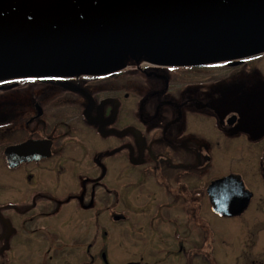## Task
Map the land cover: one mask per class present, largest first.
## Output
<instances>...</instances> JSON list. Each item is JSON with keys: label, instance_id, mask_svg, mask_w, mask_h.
Here are the masks:
<instances>
[{"label": "flooded vegetation", "instance_id": "flooded-vegetation-1", "mask_svg": "<svg viewBox=\"0 0 264 264\" xmlns=\"http://www.w3.org/2000/svg\"><path fill=\"white\" fill-rule=\"evenodd\" d=\"M11 147L16 158L10 162ZM249 192L239 215L213 208L220 204L228 211ZM260 209L264 51L183 68L137 58L104 76L0 82L5 264H28L26 258L59 256L67 248L84 251L93 263L99 247L110 264L107 254L116 250L117 239L128 244L127 254L141 255L127 264H143L145 255L156 259L151 264H165L170 255L185 256L187 264H197V256L214 264V255L236 247L227 236L218 237L212 217L232 221L241 241L252 211ZM70 219L76 222L68 227ZM252 220L246 246L233 251L245 261L264 249L256 232L264 221ZM122 224L126 230L117 238ZM85 237L91 239L86 249ZM136 240L141 244L135 246Z\"/></svg>", "mask_w": 264, "mask_h": 264}, {"label": "water", "instance_id": "water-1", "mask_svg": "<svg viewBox=\"0 0 264 264\" xmlns=\"http://www.w3.org/2000/svg\"><path fill=\"white\" fill-rule=\"evenodd\" d=\"M263 51L264 0H0V81L109 75L137 58L192 66ZM15 151L7 150L10 162ZM251 195L228 211L213 208L239 215Z\"/></svg>", "mask_w": 264, "mask_h": 264}, {"label": "rangeland", "instance_id": "rangeland-1", "mask_svg": "<svg viewBox=\"0 0 264 264\" xmlns=\"http://www.w3.org/2000/svg\"><path fill=\"white\" fill-rule=\"evenodd\" d=\"M263 215V216H262ZM79 216H81L80 214H77L75 216V218H78ZM259 217V219L261 218L262 221H264V210H259V211H256L253 213H251L250 217L248 218L249 222L247 223V229L243 230V233H242V240L239 241V238L241 236L240 234V231L233 228L235 227V225L233 224L232 221H229V222H226L224 220H221L219 218H214L212 217V225L215 227V226H218V229L220 232H218V237H220V235H224V236H227L229 240H231L230 242V246H233V247H236V248H225V255H214V264H250V258L252 260H256L257 264L261 263L264 261V249L263 248H260L262 250V253L260 251V254L258 253V251L254 254H251L248 255L245 259H248L247 263L246 261L243 259V255H240L239 253L237 254H233V251H237L238 249L240 248H243L245 247V242H246V237H247V232L249 231V228H251V230L253 229V226H254V220H252V217ZM73 222H76V220H73V219H70L68 222H67V226L69 227L71 224H73ZM259 224V223H258ZM261 225V228L260 230H256L257 232V237L260 238V240L262 238H264V222H261L260 223ZM118 227V226H117ZM116 227V228H117ZM69 230V234H73L71 233V230L68 228ZM103 227L101 228L100 230V237L103 236ZM126 230V227H125V224H122L121 226H119L117 228V233L119 235H117V238L118 236H121V234H123ZM140 228H137L134 229V232L137 233L136 236L139 235V231ZM222 230V231H221ZM253 231H250V233H252ZM254 233V232H253ZM68 234V235H69ZM116 238V239H117ZM102 239V237L100 238ZM90 237H85L84 241H85V245L84 246V249H86V245H88L89 241H90ZM136 243H134L135 246H138L139 244L141 243H138V240L135 241ZM122 242L119 241V239H117L116 241V250L113 249L112 251H110V253L107 254V257L108 259L110 260V264H127L129 263L130 261H138V257H141V255H129L127 254V247H128V244L125 243V241H123V243L121 244ZM236 245V246H235ZM238 246V247H237ZM258 247V246H256ZM100 249V253L97 257V259H95V261L93 263L90 262V258L89 256H86L88 254H85V252L83 251L81 254H79V252H77L78 249L75 248V252L71 251L70 248H67L64 251V253H60L59 256H53L51 253H49L48 255L50 257H52V259L50 258H47L48 255L44 256L42 258L41 255L39 256H36L35 260L32 259V258H26V262L28 264H33V262H42L43 260L44 261H47L48 263H55V264H64V263H68V264H76L77 261H82L84 264H105V262L103 261L102 257H101V247H99ZM44 250V249H42ZM115 250V251H114ZM61 254H65V255H61ZM104 256V255H103ZM158 259L162 258L163 255H158ZM246 256V255H245ZM197 264H202V259L197 256ZM145 260H144V263L143 264H151V263H154V262H157L155 258H151L149 255H145ZM5 257L3 258V256L0 255V264H5L4 260ZM251 260V261H252ZM186 258L185 256L181 255V256H166L165 260L163 263L165 264H187L186 262ZM90 262V263H89Z\"/></svg>", "mask_w": 264, "mask_h": 264}]
</instances>
